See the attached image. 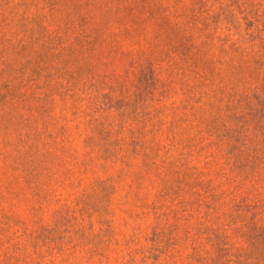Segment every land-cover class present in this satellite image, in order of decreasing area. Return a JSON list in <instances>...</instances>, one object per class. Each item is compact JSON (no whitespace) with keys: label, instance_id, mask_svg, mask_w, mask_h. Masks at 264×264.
<instances>
[{"label":"rangeland","instance_id":"obj_1","mask_svg":"<svg viewBox=\"0 0 264 264\" xmlns=\"http://www.w3.org/2000/svg\"><path fill=\"white\" fill-rule=\"evenodd\" d=\"M0 264H264V0H0Z\"/></svg>","mask_w":264,"mask_h":264}]
</instances>
